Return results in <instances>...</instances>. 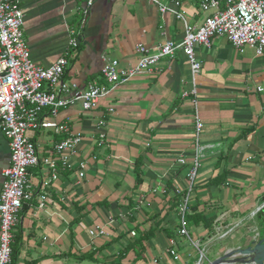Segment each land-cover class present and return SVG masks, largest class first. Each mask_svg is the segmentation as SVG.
<instances>
[{
    "label": "crops",
    "instance_id": "1",
    "mask_svg": "<svg viewBox=\"0 0 264 264\" xmlns=\"http://www.w3.org/2000/svg\"><path fill=\"white\" fill-rule=\"evenodd\" d=\"M86 1L19 0L24 39L40 67L68 52L67 30L76 28L80 46L69 50L74 57L63 80L80 89L101 79L102 57L126 68L137 63L138 46L152 53L167 40H183L184 22L161 13L158 4L179 11L192 26L213 12L200 9L202 0H95L80 28ZM195 53L201 63L195 77L177 51L153 72L116 87L95 111L83 112L80 105L60 110L54 120L83 140L47 190L43 208L36 195L46 171L30 170L34 198L18 214L12 264H196L192 242L209 246L227 232L240 243L261 238L264 208L253 214L264 203V54L251 47L239 53L226 38L197 46ZM196 117L203 124L202 156L189 192ZM99 133L105 135L101 147ZM27 136L47 157L67 135L40 129ZM9 164L0 132V192ZM182 217L192 242L179 234ZM95 227L106 236L92 238ZM148 231V240L134 243ZM171 241L177 259L169 254ZM83 254L89 257L79 259Z\"/></svg>",
    "mask_w": 264,
    "mask_h": 264
},
{
    "label": "built area",
    "instance_id": "2",
    "mask_svg": "<svg viewBox=\"0 0 264 264\" xmlns=\"http://www.w3.org/2000/svg\"><path fill=\"white\" fill-rule=\"evenodd\" d=\"M94 1H86L80 28L86 24ZM152 1L158 4L157 0ZM173 3L175 7L180 5L179 1ZM158 5L161 13L171 12L184 22L183 40L180 43L167 40L152 53L144 46H138L137 63L126 68L120 67L117 60L102 57L101 79L80 89L77 84L63 80L69 60L74 57L69 50L74 52L80 46L76 28L69 27L67 30L68 52L50 67H40L33 62L24 39L25 15L19 0H0V132L7 139L10 150V164L2 172L0 192V264H12L13 232L18 224V214L24 204L31 203L34 198L30 170L42 167L46 171L36 195L39 208H43L48 200L47 190L56 182L59 173L69 168L70 160L83 140L80 133H70L66 125L54 120L60 110L80 105L83 112L95 111L100 100L110 95L116 87L144 72H153L162 59L172 58L177 51L184 54L195 77L201 69L195 48L201 45L209 47L212 39L226 38L239 53L251 47L258 56L264 54V0H202L200 9L204 13L213 12L199 26L189 25L179 11ZM202 128V122L196 117L195 158L188 174L189 192L200 166ZM40 129L51 130L55 135H67L55 144L47 157L39 154L36 144L27 136L29 130ZM104 139V133H99L98 147L103 145ZM179 163L183 165L185 160L180 159ZM83 176V171H79V180ZM263 208L264 203L253 216ZM183 219L179 234L192 242ZM89 235L92 238L104 237L106 232L101 227H95L89 231ZM131 235L134 237L135 233ZM193 244L199 248L200 241H196L197 246ZM174 246V241H171L169 254L177 259Z\"/></svg>",
    "mask_w": 264,
    "mask_h": 264
},
{
    "label": "water",
    "instance_id": "3",
    "mask_svg": "<svg viewBox=\"0 0 264 264\" xmlns=\"http://www.w3.org/2000/svg\"><path fill=\"white\" fill-rule=\"evenodd\" d=\"M207 264H264V237L246 247L229 249Z\"/></svg>",
    "mask_w": 264,
    "mask_h": 264
},
{
    "label": "rangeland",
    "instance_id": "4",
    "mask_svg": "<svg viewBox=\"0 0 264 264\" xmlns=\"http://www.w3.org/2000/svg\"><path fill=\"white\" fill-rule=\"evenodd\" d=\"M254 234V232H253ZM261 237H264V229H262L260 231ZM259 235V234H258ZM255 238H257L254 235ZM258 239V238H257ZM239 242V236L236 234H232L231 236H225L224 238H222L219 242L214 243V244H210L209 246H199V248L197 249V261L196 264L198 262H200V260H202L200 262V264H207L208 262H210L214 257H217L218 255L224 253L225 251L229 250V249H233V248H238V247H246L248 244V238L246 237L244 239V241L242 243H238ZM196 244V242H193ZM194 245V244H193ZM231 245H239L238 247H231ZM241 245V246H240ZM197 246V244L195 245ZM197 248V247H195ZM194 249V248H193ZM203 255V257L201 258V256Z\"/></svg>",
    "mask_w": 264,
    "mask_h": 264
},
{
    "label": "trees",
    "instance_id": "5",
    "mask_svg": "<svg viewBox=\"0 0 264 264\" xmlns=\"http://www.w3.org/2000/svg\"><path fill=\"white\" fill-rule=\"evenodd\" d=\"M139 166H140V163L138 162L136 164V168H137L136 170H137V175L138 176H139V173H140ZM137 182L139 183V178H137ZM150 235H152V232L151 231H148L146 233H140L139 236H138V238H136V240L134 241V243H141L143 241H146V240H148V237ZM14 240H15V237H14ZM13 244H14V241H13ZM13 244H12V255H13V253L15 251V250H13ZM87 257H89V255H86V254H83V255L78 256L79 259H86Z\"/></svg>",
    "mask_w": 264,
    "mask_h": 264
}]
</instances>
